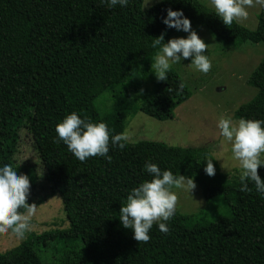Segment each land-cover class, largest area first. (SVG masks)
Wrapping results in <instances>:
<instances>
[{"label":"trees","instance_id":"trees-1","mask_svg":"<svg viewBox=\"0 0 264 264\" xmlns=\"http://www.w3.org/2000/svg\"><path fill=\"white\" fill-rule=\"evenodd\" d=\"M142 2L109 9L100 0H0V165L27 175L29 191L45 182L60 197L67 221L0 251V264H43L35 246L51 241L60 250L59 264H264V197L252 183V191L241 192L237 171L224 174L214 163L215 174L207 175L203 148L126 141L122 149L109 145L111 163L98 156L81 162L54 139L57 121L73 111L104 122L110 135L123 133L125 114L136 109L157 120L173 117L191 91L171 68L168 79L155 80L139 105L121 97L114 110L99 112L94 104L111 87L133 82L136 88L148 77L159 50L151 41L163 31L167 42L176 31L162 23L167 8L182 10L193 30L205 27L222 44H264V6L250 30L235 20L224 25L199 0H160L146 10ZM247 84L256 93L233 117L264 120V57ZM22 133L42 176L31 161L16 158ZM146 159L176 176H191L207 200L221 196L229 215L200 223L175 213L167 233L154 224L150 239L137 242L130 230L116 226L128 191L149 178ZM257 172L264 180V167Z\"/></svg>","mask_w":264,"mask_h":264},{"label":"rangeland","instance_id":"rangeland-1","mask_svg":"<svg viewBox=\"0 0 264 264\" xmlns=\"http://www.w3.org/2000/svg\"><path fill=\"white\" fill-rule=\"evenodd\" d=\"M159 1L143 0L142 9H149ZM199 1L211 8L209 0ZM261 6L257 0H253L252 5L246 9L247 16L235 21L250 30H255ZM196 33L207 44L204 51L211 61V69L206 74L200 73L189 66L190 59L171 64L170 68L177 71L189 87L191 96L175 108L172 118L165 120L149 117L138 109L125 114L123 134L128 136L127 142L130 143L147 140L162 142L169 146L203 148L201 162L205 164V159H212V163H216L222 173L227 175L240 173L238 161L233 158L230 146L219 134L217 118L221 114H226L234 119L238 107L255 95V88L249 86L247 80L264 57V44L247 41L239 46L234 43L225 45L218 42L205 27L198 29ZM186 35L187 33L182 31H174L169 38ZM149 71L148 77L136 88L133 82H126V85H116L106 90L94 102L97 110L99 112L114 110L120 104L121 97H132L139 105L142 98L151 90L153 82L157 80L151 66ZM30 147L28 135L22 133L16 158L18 161H31L42 176L40 162ZM195 185L190 194L183 189H173L177 195L175 213L195 216V220L200 223H208L218 217L229 215V207L221 196L207 200L200 185L196 182ZM31 200H34L32 204L36 205V211L31 218L30 231L26 232L22 239L17 238L11 231L0 233L1 252L19 247L32 235L31 233L40 235L42 232L67 225L60 197L51 194L45 182L40 183L37 189L29 191L26 202ZM116 227H122L120 220ZM56 246L54 241L49 245L36 244L35 249L43 264H59L60 250Z\"/></svg>","mask_w":264,"mask_h":264},{"label":"clouds","instance_id":"clouds-1","mask_svg":"<svg viewBox=\"0 0 264 264\" xmlns=\"http://www.w3.org/2000/svg\"><path fill=\"white\" fill-rule=\"evenodd\" d=\"M214 14L224 25L247 16V7L253 0H209ZM264 6V0H257ZM100 4L109 9L117 6L127 7L129 0H100ZM166 15L162 23L167 28L187 33L184 37L164 40V32L151 41L152 48H158L151 67L157 80L168 79L167 73L171 64L190 59L189 66L206 74L212 67L205 49L207 44L192 29L190 20L180 9H165ZM182 87V85L180 86ZM171 91V89H169ZM217 128L230 151L238 161L240 170L241 192L252 191L249 183L254 184L255 191L264 197V180L258 175V167H264V120L239 118L221 114L217 118ZM56 142H62L67 150L79 161L89 157H102L111 163L109 145L124 148L128 136L112 134L102 121H92L81 117L75 111L66 114L55 125ZM204 172L212 176L215 168L212 159H205ZM143 170L149 178L142 180L131 188L119 208V220L124 229L130 230L137 242H147L149 232L155 224L161 232L169 231L167 222L174 216L177 195L173 189H183L189 194L196 185L191 176H176L172 171L162 170L156 163L146 159ZM30 189L29 177L18 174L16 167L8 164L0 165V233L11 231L17 238H23L30 231L31 218L35 214L36 205L27 203ZM23 209V211H21Z\"/></svg>","mask_w":264,"mask_h":264}]
</instances>
